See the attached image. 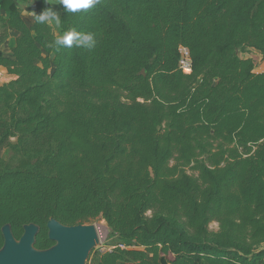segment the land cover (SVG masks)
I'll return each instance as SVG.
<instances>
[{"label":"trees","instance_id":"obj_1","mask_svg":"<svg viewBox=\"0 0 264 264\" xmlns=\"http://www.w3.org/2000/svg\"><path fill=\"white\" fill-rule=\"evenodd\" d=\"M0 6V42L18 32L10 56L0 49L15 76L0 85V247L5 224L15 238L38 225L45 249L50 218H100L109 243L92 264H264V0L60 6L61 35L94 33L92 51H55L50 25Z\"/></svg>","mask_w":264,"mask_h":264},{"label":"water","instance_id":"obj_2","mask_svg":"<svg viewBox=\"0 0 264 264\" xmlns=\"http://www.w3.org/2000/svg\"><path fill=\"white\" fill-rule=\"evenodd\" d=\"M46 228L48 238L54 243L40 249L34 246L38 225L25 224L19 238L14 237L9 224L3 225L0 264H86L90 251L99 242L94 222L65 225L50 218Z\"/></svg>","mask_w":264,"mask_h":264},{"label":"clouds","instance_id":"obj_3","mask_svg":"<svg viewBox=\"0 0 264 264\" xmlns=\"http://www.w3.org/2000/svg\"><path fill=\"white\" fill-rule=\"evenodd\" d=\"M48 4V0H44ZM101 0H59V5L65 13L78 14L86 12L100 4ZM32 19L36 24L58 25L60 23V12L52 6L44 8L39 14L31 11ZM97 41L94 33L78 32L74 28L63 32L62 35L56 36L54 43L46 46L59 51L61 48H84L92 51L96 47Z\"/></svg>","mask_w":264,"mask_h":264},{"label":"crops","instance_id":"obj_4","mask_svg":"<svg viewBox=\"0 0 264 264\" xmlns=\"http://www.w3.org/2000/svg\"><path fill=\"white\" fill-rule=\"evenodd\" d=\"M51 4L52 7L59 11L61 14V8L59 5V0H48ZM15 5L21 9V17L24 19V21L30 25L33 22L32 19V15H31V11H35L33 9V7L26 1L23 0H14ZM0 16L4 17V18H8L9 14L8 12H6L4 9L1 8L0 6ZM50 27L52 28V30L54 31V33L56 35H61L60 33V27L59 24L58 25H50ZM1 29V28H0ZM8 32V37L3 40L2 42H0V49L8 56H10L11 54V49L13 48V46L15 45L16 42V37H17V30L12 28V27H8L7 29ZM15 76L10 74L7 69L0 64V85L8 82L9 80L13 79Z\"/></svg>","mask_w":264,"mask_h":264},{"label":"rangeland","instance_id":"obj_5","mask_svg":"<svg viewBox=\"0 0 264 264\" xmlns=\"http://www.w3.org/2000/svg\"><path fill=\"white\" fill-rule=\"evenodd\" d=\"M256 55L258 54L254 49L248 48L245 50H242L239 52V55L241 57H248L251 55ZM255 71L261 72L264 71V59L261 58V56L259 55V61L255 67ZM13 140V139H12ZM9 150L8 149H3L2 150V155L5 158L9 157ZM176 163L175 159H171L170 160V165H174ZM188 174L194 176V177H198V171L194 168V164L190 163L187 165H183L182 167ZM147 214H150V211L147 212ZM94 223L96 224L97 228H98V237H99V242L98 244H96L93 249L90 251L88 258L86 260V264H92L91 263V257L94 254H98L101 253L102 251H104L106 248H108L106 245H108L109 243V238H108V228L106 226V223L103 219H96L94 220ZM218 228V223L216 221H212L209 223V229L210 230H217Z\"/></svg>","mask_w":264,"mask_h":264},{"label":"built area","instance_id":"obj_6","mask_svg":"<svg viewBox=\"0 0 264 264\" xmlns=\"http://www.w3.org/2000/svg\"><path fill=\"white\" fill-rule=\"evenodd\" d=\"M179 58H178V68L184 73H190L192 70V61L190 58L189 50L186 46H178Z\"/></svg>","mask_w":264,"mask_h":264}]
</instances>
